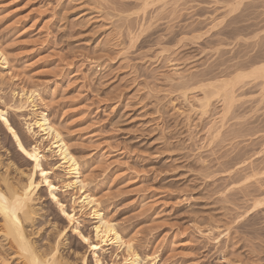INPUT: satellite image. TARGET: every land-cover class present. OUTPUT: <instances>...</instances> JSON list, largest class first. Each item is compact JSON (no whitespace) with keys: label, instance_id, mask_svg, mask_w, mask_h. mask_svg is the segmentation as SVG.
Returning a JSON list of instances; mask_svg holds the SVG:
<instances>
[{"label":"rangeland","instance_id":"1","mask_svg":"<svg viewBox=\"0 0 264 264\" xmlns=\"http://www.w3.org/2000/svg\"><path fill=\"white\" fill-rule=\"evenodd\" d=\"M242 1L0 0V106L36 92V109L8 118L79 222L73 231L42 183L38 246L60 240L64 264H96L78 234L100 243L93 209L78 205L90 194L143 264H264V92L234 78L264 56V0ZM219 80L234 82V103ZM42 114L83 185L67 186L76 178L54 140L29 129ZM0 144V171L24 181L33 165L1 121ZM100 247L101 264H124V250Z\"/></svg>","mask_w":264,"mask_h":264},{"label":"bare ground","instance_id":"2","mask_svg":"<svg viewBox=\"0 0 264 264\" xmlns=\"http://www.w3.org/2000/svg\"><path fill=\"white\" fill-rule=\"evenodd\" d=\"M250 1L251 0H248V2ZM244 2L247 1L244 0ZM237 5H239V3ZM257 58L258 57H256V59ZM7 63L8 58L6 53L0 49V69H5ZM253 63L252 70L250 68L251 71H247L249 69L248 68L246 70L247 73H245L246 71L239 72V74H235L237 76L234 78L239 82L241 80V82H243L244 79H248L250 83L252 79H255L257 81L260 80V86L263 88L264 92V56ZM231 82L232 80H219V82L217 81V83H220V85L222 86H217L219 88H217V91L214 92L217 96H229L230 94L229 101H232L234 103V100H237V96L232 91L234 82ZM229 90H231V92ZM35 93L36 92H32L29 95L27 94V97L25 96L26 100L24 102L20 101L21 103L17 104L16 106H0V121L13 137L18 149V156L22 157L23 159H25V161L33 165L29 172L21 170L20 172V168L18 169L20 175L24 177V181L22 182L20 180H16L17 178L15 179L7 172L3 173L0 171V264H18L16 263V261H20L24 264H64L65 260H59L60 255L58 256L59 246L61 244L60 240L56 243V245H54L55 247H47L43 249V246H38V243L34 242V237L32 238V236L35 235V233L33 231L31 233L29 230V228L33 229L36 226V222L38 221L37 217L39 216L40 212L37 209L36 203L38 200L37 195H39V189L42 183H45L49 187L51 199L59 206L60 210H62L63 215L69 221V224L73 228V231L77 232V230L79 229V222L74 213H67L64 210V206L61 204L60 200L55 194L56 188L50 181L49 171L43 167L44 156H41L39 148L36 145H31L25 142L21 138V136H19V133H17L16 129L8 118L10 108L17 111H24L32 106V108L36 109L37 105ZM207 95L205 97V101H201L202 103L200 104V109L203 111L209 110L210 106H212V104H210V97L207 98ZM226 99L223 98L222 100ZM227 101L228 100H226V104ZM227 106L225 108H228ZM34 126L39 128L49 137H52V139L54 140L55 148L58 149V153L61 156L63 164H67L69 166L70 172L74 174L76 181L74 183H69L67 186L73 187L79 183L83 185V182L80 179L81 174L79 172L78 159H76L74 154H72V152L70 151V146L67 140L63 137L60 130L56 128L44 114H42L39 119H36L33 124H30L29 129ZM217 132L219 131L217 130ZM11 165L9 163V165L6 167H8L9 169V167H13L12 163ZM42 173H46V175ZM39 174L42 177L41 181H38L37 179ZM78 205L81 209L88 207L92 208L93 217L97 218L99 222V225L96 227V239L100 241L99 244H94L93 242V244H91V239L89 237L83 235L82 233H78L80 234V238L85 242V244L88 243V245H90L96 260V264H101L100 258L98 256V251L102 248L100 247L101 243L104 245L115 246L118 248V250H124L126 253L124 264H143V261L139 254L133 250L131 242L128 241L125 236L116 229L112 221H110L104 214H101V212L97 209L99 203L92 195L84 194L81 197ZM41 248L43 250H41ZM82 264H87L86 255H84V257L82 258Z\"/></svg>","mask_w":264,"mask_h":264},{"label":"snow or ice","instance_id":"3","mask_svg":"<svg viewBox=\"0 0 264 264\" xmlns=\"http://www.w3.org/2000/svg\"><path fill=\"white\" fill-rule=\"evenodd\" d=\"M6 122V121H5ZM23 150V149H22ZM27 154V153H26ZM42 174H44V175H46V173H42Z\"/></svg>","mask_w":264,"mask_h":264}]
</instances>
